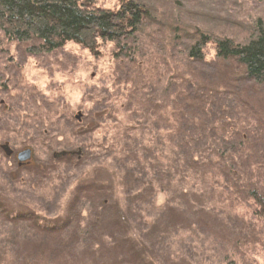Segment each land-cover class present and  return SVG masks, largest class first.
Returning <instances> with one entry per match:
<instances>
[{"label": "rangeland", "instance_id": "obj_1", "mask_svg": "<svg viewBox=\"0 0 264 264\" xmlns=\"http://www.w3.org/2000/svg\"><path fill=\"white\" fill-rule=\"evenodd\" d=\"M124 1L92 0L99 7L111 9ZM139 2L151 11L152 19L144 33V45L133 52L120 50L121 45L106 39L98 40L94 51L68 42L51 52L30 57L23 54L24 57L0 33V264H100L89 259L86 252L77 257L71 244L76 240L72 230L64 236L57 232L56 239L48 241L32 239L37 229L27 227L25 219L31 217L42 224H52L69 216V203L78 182L89 177L88 190L94 191L82 192L79 206L71 213L75 218L85 216L88 196L99 198L95 187L102 180L104 185L110 184L107 181H111L112 175L121 173L119 153L128 148L140 161V165H133L137 173L133 175L134 184L143 183L145 194L150 187L145 182L152 174L151 161L163 169L162 178L178 172L167 161L168 129L161 134L166 136L164 140L158 133V127L163 128L168 117L160 115L157 108L155 113L162 123H155L154 115L153 121L152 117L149 122L142 118L149 116L144 112V92L155 88L140 85L139 78L141 75L152 78L159 91L158 78L165 81L184 73L204 85L203 90L211 88V81L225 90L214 101L218 107L215 112L219 114L216 126L211 128V120L215 121L217 116L204 117L201 111H194V120L198 122L194 128L197 142L194 148L200 143L210 144L213 156L222 155V164L212 166L205 181L201 179L197 187V200L203 203V222H199L207 229L206 233L200 231L201 236L184 244L186 247L180 254L176 245L179 237H175L174 245L171 241L172 254H166L168 264H264V217L249 197L252 189L264 191V88L259 90L257 84L256 89L249 88L251 82L243 76L235 80L241 71L234 61L227 64L217 61L215 68L213 62L219 59L214 57L212 43L203 50L204 65L193 63L185 51L190 38L183 37V47L182 42L166 43L168 37L163 26L175 20L185 30L198 29L245 43L259 24L264 25V0ZM124 43L128 47L135 45L130 40ZM225 92L230 96L225 97ZM209 98L208 95L204 101ZM209 103L215 104L212 100ZM99 109L103 110L102 119L97 122L94 117ZM170 118L166 127L175 121V117ZM200 125L205 127L204 132L199 130ZM24 149L32 152L31 157L20 163L17 155ZM161 163L168 166H160ZM162 178L157 185L152 184V191H156L150 201L153 207L146 205L136 211L143 224H132L148 231L149 238L157 236L160 227L170 229L171 222L175 231L192 221L191 215L187 216L189 199L179 196L171 200L173 203L167 202V194L158 187L166 183ZM114 181L119 184L118 178ZM115 186L120 198L132 193L124 184ZM203 191L205 196L200 195ZM167 203L175 215H170L167 225L152 223L148 215H156ZM14 217L21 220H13ZM213 223L211 229L208 224ZM162 243L157 239V250ZM113 251L108 263H121L122 259L119 261ZM124 264L136 262L126 257Z\"/></svg>", "mask_w": 264, "mask_h": 264}, {"label": "trees", "instance_id": "obj_2", "mask_svg": "<svg viewBox=\"0 0 264 264\" xmlns=\"http://www.w3.org/2000/svg\"><path fill=\"white\" fill-rule=\"evenodd\" d=\"M149 11L147 6L140 3L139 0H126L113 9L105 6L99 7L92 0H0V33L4 34L3 36H5L6 40H9L8 42L15 44L17 53L24 57L25 55L23 54H27L30 57L39 56L44 51L51 52V50L59 49L68 42H75L83 48L94 51L97 41L106 39L115 42L116 45H121L119 47L120 50L128 49V51L133 52L135 51L134 48L141 50L142 45L145 43L144 33L148 30L149 26L147 24L152 19L151 11ZM158 23L160 25L161 21ZM163 26H165V32L168 37L166 40V37L163 36L167 41H165L166 43L172 44L176 41L181 45L183 37L190 38L189 45L185 46L187 47L185 51L187 58L192 60L193 63L199 62L204 65L203 50L207 44L212 43L214 46V57L219 59L213 62L214 65H216L217 61L222 62V64L234 61L239 67L238 70L240 69L239 71H241L235 80L243 76L247 81L251 82L249 88H255L256 84L259 90L264 88L263 24L257 26V31L253 32V35L245 43H235L228 37H215L211 32H202L198 29L185 30L175 20ZM163 37L162 39L164 40ZM128 40L135 43L133 45L135 47H128L126 43L122 44ZM181 51L177 50L179 53ZM209 64H212V61ZM215 68H217V65ZM205 70L206 67L203 71ZM177 78L184 81H179ZM177 78L171 77V79L168 78L165 81L158 78L161 81V89L159 91L152 78L141 75L139 79L142 82L140 85L149 84L155 88L151 92H144V112L149 116L142 118L144 121L149 122L151 117L153 121L154 115V122L160 121L162 123V118L159 117V114L163 117H168L164 120L167 125L164 124L163 128L158 127V133L160 134L159 136H162L161 134L168 129L169 132L166 136L168 142L170 141V148L165 150L169 154L167 161L168 165L173 164L178 172L174 171L162 178L163 169L158 168V165L151 161L149 169L152 174L150 179L145 182L150 187H147L149 192L145 194L147 190L142 189L143 183L134 184L136 177L133 175L134 173L137 175V173L133 165H140V161L134 157V154L132 155L128 152V148L124 152L119 153L120 158L118 161L121 164V173L115 176L112 175L111 181H107L110 184L104 185V180H102L101 185L95 187L99 198L94 195L88 196L86 203H88L87 206L89 205V207L85 216L77 215L78 217L75 218L72 217L71 213L79 206L85 190L89 194L90 191H94L88 190L90 186L86 180L89 177H82V180L78 182L79 184L76 186L72 200L69 203V216L67 215L63 219L54 221L52 224H50L51 222L42 224L31 217L25 219L27 220V227L37 229L32 233L34 235H32V239L39 238L42 241H48L52 238L56 239L54 234L57 232L64 236L67 235L65 232L72 230L76 240L71 244L77 257L81 256L80 253L86 252L89 259L97 260L100 264H109L107 260L110 259L111 249H114V255L119 257V261L120 258L122 259L119 264H124L126 257L133 258L136 264H159V261L168 264L170 259L166 254H172L174 247L172 244H175V237H179V240H176V245L177 254H180L184 247L190 243L191 239L198 237V235L201 236L200 231L206 233L207 229L199 222L202 218L203 203L197 200V195L199 194L197 187H200L201 179L205 181L212 166H221L222 155L219 157L213 156L210 144L204 145L200 143L197 148H194L197 143L194 139L196 136L194 128L198 125V122L194 120L196 117L194 111H201L205 114L204 117H207L208 114H211L210 117L217 116L215 121L211 120V128L216 126L219 114L217 113V104L214 101L219 99L217 98L218 95L222 94L220 91L225 90L221 88L219 83L216 86L217 82L214 83L213 81L210 82L212 85L210 89L203 90L204 85L198 84L197 79L186 76L185 73L178 74ZM177 82L178 85H176ZM126 83L129 82L126 80ZM227 93L225 92V97L230 96L226 95ZM208 95L210 96L209 99L215 104L211 105L209 99L204 101ZM212 97L214 98L212 99ZM157 108L160 109L159 114L155 113ZM148 110H152V112H148ZM102 112L103 110H98L94 121H101ZM171 116L175 117V121L173 120V125L166 127L168 122H170ZM223 118L227 119L224 116ZM178 122L184 128L180 127ZM187 126H190L191 130L187 129ZM200 127L202 128L199 130L204 132L203 129L205 127L203 128L202 125ZM198 134H201V132ZM165 137L162 136V139L164 140ZM215 145L218 146V144ZM168 165L160 164L163 167ZM133 177L134 179H132ZM117 178L119 179V184L126 185L132 193L121 198L117 196L119 188L115 185L119 184L114 181ZM160 178L166 180L165 184L158 185V187L160 191L167 194V199H169L167 202L173 203L171 200L179 196L189 199L187 203L190 213L187 216L191 215L192 221L180 228H176L175 231L173 230L175 227L172 226L173 223L171 222L170 229L168 226L160 227V230L156 233L157 236L153 235V238H149L148 231L145 232L141 228H135L132 224H143L141 215L136 213V211L146 205L153 207L150 201L156 191H152V184L159 183ZM200 195L205 196L206 192L203 191ZM249 197L259 209L258 212L264 217V191L262 188L250 190ZM246 198L248 197L246 196ZM170 203H167L168 206L157 210L156 215H148V219L152 223L162 222L167 225L170 215L173 214L170 211L172 210ZM206 209L209 210L210 208L206 206ZM196 215L199 216L193 218ZM16 219V217L13 218V220ZM17 220H21V218ZM208 225L213 229L214 223ZM157 239L158 243L166 240L161 244L162 248L159 250L155 246ZM70 241L71 239L68 243ZM171 241H173L172 244ZM77 252L79 253L77 254Z\"/></svg>", "mask_w": 264, "mask_h": 264}, {"label": "water", "instance_id": "obj_3", "mask_svg": "<svg viewBox=\"0 0 264 264\" xmlns=\"http://www.w3.org/2000/svg\"><path fill=\"white\" fill-rule=\"evenodd\" d=\"M31 153L29 149H24L23 151L18 152L17 159L20 163L28 160L31 157Z\"/></svg>", "mask_w": 264, "mask_h": 264}]
</instances>
